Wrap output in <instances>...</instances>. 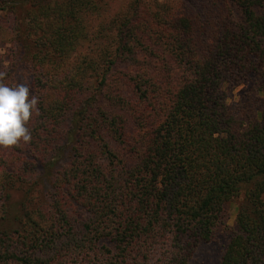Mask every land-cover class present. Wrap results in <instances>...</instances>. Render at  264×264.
Listing matches in <instances>:
<instances>
[{"label":"trees","instance_id":"16d2710c","mask_svg":"<svg viewBox=\"0 0 264 264\" xmlns=\"http://www.w3.org/2000/svg\"><path fill=\"white\" fill-rule=\"evenodd\" d=\"M110 2L0 0V264H264V0Z\"/></svg>","mask_w":264,"mask_h":264},{"label":"clouds","instance_id":"9594fccd","mask_svg":"<svg viewBox=\"0 0 264 264\" xmlns=\"http://www.w3.org/2000/svg\"><path fill=\"white\" fill-rule=\"evenodd\" d=\"M4 74L0 73V81ZM38 99L30 96L26 84L10 87L0 82V146L17 145L21 140L29 142L31 132L25 126L33 113L38 114Z\"/></svg>","mask_w":264,"mask_h":264},{"label":"rangeland","instance_id":"374dc122","mask_svg":"<svg viewBox=\"0 0 264 264\" xmlns=\"http://www.w3.org/2000/svg\"><path fill=\"white\" fill-rule=\"evenodd\" d=\"M129 0H111L110 2V7L112 8H118L122 4L128 2ZM105 2L108 3V0H105ZM109 4V3H108ZM103 5V4H102ZM107 5V4H106ZM108 6V5H107ZM109 7V6H108ZM107 9V7H106ZM106 11V10H105ZM7 20V19H6ZM5 19H0V23L3 25H8V22ZM9 47L8 43H6L4 46H2V51L4 52L5 48L4 47ZM13 55V54H10ZM246 89L245 86H238L235 91L233 92L234 94H241L244 90ZM236 97V96H235ZM238 198H233L232 200L228 201L225 204V216H226V222L227 225L231 226L233 224L235 214H236V207L238 204ZM224 235L220 234L217 238V240L203 245L199 248L196 256V261L198 264H219V257H220V251H221V246L222 242L224 241Z\"/></svg>","mask_w":264,"mask_h":264}]
</instances>
